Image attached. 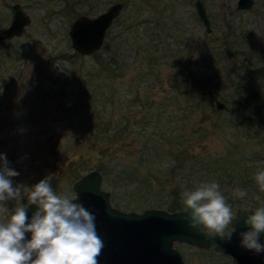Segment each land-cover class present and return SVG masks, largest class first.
Segmentation results:
<instances>
[{
  "label": "rangeland",
  "instance_id": "obj_1",
  "mask_svg": "<svg viewBox=\"0 0 264 264\" xmlns=\"http://www.w3.org/2000/svg\"><path fill=\"white\" fill-rule=\"evenodd\" d=\"M195 1L0 0V34L10 23L12 4H21L31 18L22 35L0 38V155L19 173L14 186L30 188L51 176L54 191L72 198L71 170L108 162L112 171L102 186L125 211L167 210L164 189L194 190L212 181L234 212L264 207L255 179L264 170V130L248 108L235 109L249 92L264 98V76L255 72L264 66V0L247 9H238L237 0H200L209 32ZM115 2L124 6L98 52L117 49L125 67L106 83L88 75L97 62L73 49L68 28L75 17L96 16ZM104 84L94 101L97 116L86 105L91 86ZM216 100L227 108H217ZM101 123L110 140L96 138L91 126ZM224 156L233 158L227 168L238 164L232 180L218 169L199 168L218 158L224 162ZM180 160L186 170L165 171ZM120 169H136L134 178L144 182L122 173L113 190ZM237 187L247 195L234 196ZM28 202L25 195L21 203ZM15 206L6 202L9 212ZM7 218L0 212V223ZM174 246L186 264H236L224 252Z\"/></svg>",
  "mask_w": 264,
  "mask_h": 264
},
{
  "label": "water",
  "instance_id": "obj_2",
  "mask_svg": "<svg viewBox=\"0 0 264 264\" xmlns=\"http://www.w3.org/2000/svg\"><path fill=\"white\" fill-rule=\"evenodd\" d=\"M254 0H237L238 9H247ZM124 4L115 2L105 11L96 16L81 14L69 24L68 35L73 49L82 55L98 52L104 45L107 29L119 15ZM196 11L210 31V22L200 0L195 1ZM31 22L30 16L19 3L11 6V20L0 34L1 39L20 36ZM249 112L264 130V98L252 91L243 96ZM216 107L226 109L223 102L216 100ZM103 175L98 169H91L72 183L75 203L82 204L95 216L96 231L104 243L98 264H186L175 243H185L191 246L224 252L231 256L236 264H264V253L254 254L240 246V233L249 230L243 223L245 213L237 208V219L233 221L230 240L215 238L218 245L211 248L205 235L193 230L184 221V209L170 211L162 208L149 207L142 211L122 210L111 203V193L103 188ZM30 203V202H28ZM27 203V204H28ZM26 204V205H27ZM37 211L36 205L27 206V216L30 220ZM251 213H248L250 215ZM207 230H205L206 232ZM25 239H31V233L25 234ZM264 243V233L260 235Z\"/></svg>",
  "mask_w": 264,
  "mask_h": 264
},
{
  "label": "clouds",
  "instance_id": "obj_3",
  "mask_svg": "<svg viewBox=\"0 0 264 264\" xmlns=\"http://www.w3.org/2000/svg\"><path fill=\"white\" fill-rule=\"evenodd\" d=\"M18 175L5 156L0 155V212L8 213L7 220L0 223V264H98L104 243L96 231L95 216L82 204L75 203L74 198L58 195L50 184L51 176L29 188L13 185L12 178ZM255 179L264 191V170H258ZM219 189V183L212 181L181 194L185 223L204 234L211 248L218 247L216 237L231 239L232 234L226 235V229L232 226L238 213ZM233 194L243 198L247 192L237 187ZM25 195L30 202L27 205L21 203ZM7 201L16 202L10 212ZM28 205L37 206L30 220ZM239 212L246 214L243 223L249 229L239 234L240 246L257 255L264 253V243L260 242L264 207ZM26 233H31L30 240L25 239Z\"/></svg>",
  "mask_w": 264,
  "mask_h": 264
},
{
  "label": "trees",
  "instance_id": "obj_4",
  "mask_svg": "<svg viewBox=\"0 0 264 264\" xmlns=\"http://www.w3.org/2000/svg\"><path fill=\"white\" fill-rule=\"evenodd\" d=\"M119 43L120 42H118L117 44H119ZM116 50H115V53H108L107 55H104L102 52L93 53L92 55L95 58V61L97 62V64L94 65L93 67H91V73H88V75H91V77H99V78L102 77L104 80H107L106 81V83H107V82H109V78H110L109 76H111V75L115 76L117 73L121 72L122 69H124L125 64H122L120 62L119 57L116 58V55H118V56L121 55ZM255 72L258 73L260 76H264V66L255 69ZM107 77H109V78L107 79ZM105 85L106 84L97 85V86H91V95L93 94L92 95V101H91L90 105H86V106L89 107V109H91L90 110L91 113L92 114H96L97 116H99V115L96 113V108L94 107V103H95L94 101L97 100L96 99V95H97L98 92H100L99 89L103 88V86H105ZM81 89H82L83 93L87 92V90H83V87H81ZM100 93H102V92H100ZM235 109L237 111L238 110H242V109L247 110V106H246L245 102L243 101L242 97L238 100ZM97 124H99V123H97ZM97 124H94L93 126H91V128H96L98 130V133L96 134V136H97L96 138L98 139V141L99 140H104V139L110 140L109 136L105 137L107 131L105 132V128H104V125H103L104 123H101L100 126L97 125ZM99 127H103V128H100L101 130H99ZM81 140H82V138H81ZM105 151L106 150L104 148L101 151V153H104ZM218 159H222V158H218ZM218 159H214L215 160L214 162L212 160L213 165L200 164L199 168H203V169L204 168L205 169H210V168L218 169L221 172L226 173L229 176L228 177L229 180L234 179L233 176L235 175V173H238V170H237L238 169V164L234 165V162H232L231 163L232 165L230 166V169H229V168L226 167V164L229 163L233 159L232 157L224 156V159H225L224 162H222L221 160H218ZM96 169H98L100 172H102L103 176L108 177L109 173L112 171V165H110L108 162H107V164H102L101 163V164H98L96 166ZM181 169L186 170V168L182 164V161L180 160V163H174V165L168 166L165 169V171H168L169 173H173L171 171H175V170L179 171ZM89 170H91V169L83 168L82 171H80V167L78 166V167L73 168L71 170V176H72V178L77 179L81 174H83V173H85V172H87ZM200 172H202V171H200ZM122 173L125 175V179L126 180H131L133 182L139 181L140 182L139 184H142L144 182L143 179L134 178V177H136L135 176L136 169H126L124 171L122 169H120L119 172H116V176H114V179L111 181V183H112L111 186H112L113 190H117V187L119 186V185H117V183L120 181V177H122L121 176ZM187 175L190 176L189 173ZM240 180H241L240 183H241L242 186L247 184V182L245 180H242V179H240ZM184 191H185V189L180 188L179 185L178 186L177 185H173L168 190L164 189V194L167 197L169 196L168 200H167V204H166L167 210L176 211V210L184 209V205L182 203V196H181V194ZM113 202H115V201H113ZM227 203L231 205L232 201H228ZM129 209L133 210L134 207H130Z\"/></svg>",
  "mask_w": 264,
  "mask_h": 264
}]
</instances>
